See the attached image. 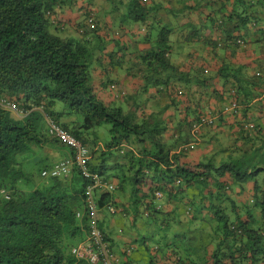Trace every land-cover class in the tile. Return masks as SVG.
Segmentation results:
<instances>
[{"label":"trees","instance_id":"16d2710c","mask_svg":"<svg viewBox=\"0 0 264 264\" xmlns=\"http://www.w3.org/2000/svg\"><path fill=\"white\" fill-rule=\"evenodd\" d=\"M96 65L126 67L139 84L121 92L110 78L99 90ZM202 116L213 121L194 131ZM48 119L113 185L93 194L104 243L100 219L121 211L158 222L163 235H149L170 263L264 264V175L245 185L264 171L253 160L264 149V0H0V264H77L72 250L88 240L91 180L75 162L43 174L74 160ZM231 146L241 154L227 160ZM245 190L254 196L238 200ZM192 223V251L188 234L164 230Z\"/></svg>","mask_w":264,"mask_h":264},{"label":"built area","instance_id":"2783aa9c","mask_svg":"<svg viewBox=\"0 0 264 264\" xmlns=\"http://www.w3.org/2000/svg\"><path fill=\"white\" fill-rule=\"evenodd\" d=\"M235 102L230 104L231 107H235ZM229 107H225L228 109ZM212 119L208 116H202L200 121L193 124V130H199V127L203 124H210ZM48 132L51 135L56 136L60 141L65 143L68 147L73 149V158L69 156L58 160L53 167L50 168V171H43V174L50 173L53 176L66 175L69 172L70 166L73 162L80 169L83 176L91 180V184L86 187L87 195V208L88 214L91 218V223L89 226V236L88 240L77 245L73 248V253L77 257V264H97L100 260V256L103 255V260L108 261V256L106 254L105 245L102 240L101 230L98 226V213L96 201L94 199V188L95 187H104L111 190L113 185L111 183H106L98 178L95 174L91 173L87 168V161L90 158V152L88 147L82 144L79 140L69 134L65 129L59 126L57 123L51 119L47 120ZM113 211V207H109ZM78 215V214H77ZM100 248L99 252L93 249V247Z\"/></svg>","mask_w":264,"mask_h":264},{"label":"crops","instance_id":"0c3cea01","mask_svg":"<svg viewBox=\"0 0 264 264\" xmlns=\"http://www.w3.org/2000/svg\"><path fill=\"white\" fill-rule=\"evenodd\" d=\"M128 41H130V38L127 37ZM112 44H109V49L111 48ZM104 66V65H103ZM125 66V65H123ZM106 67V69H109L106 73L105 70H103L100 66L96 65V68L93 71V80H94V85L95 87H97L99 90L102 87H99L100 84L104 81H107V79L113 78L115 79V81H117V83L119 82L120 85H125L127 87V84H130V86L128 87H132V86H138L139 81L133 77V75H130L129 71L126 70V67L123 68H114L111 67L109 65L104 66ZM130 72H132L130 70ZM109 76V77H107ZM104 91H101L99 94L103 95L105 97L109 96L108 93H106ZM108 92V91H107ZM222 125H219L217 128L219 131L223 130L221 129ZM207 131V129L205 130ZM68 149H66L67 151ZM101 217V216H100ZM102 216V218L100 219L101 221L104 222L103 224V230L102 232H104L106 234V242L109 244V246H111V251L113 252V254L118 258L120 254H116V252L114 251L113 245H111V242L114 237H117L118 240L124 242L127 245H123L121 248L122 252H127L126 254V259H121L120 263H126V264H137V262H140L139 260V253H135L133 252V250L135 248H137V246L142 247V245L144 247H147L146 244H138V240L140 237L143 238V242L144 240L148 239V233L150 232V230L152 228H147V224L146 221H144V216H137L135 218H132L131 214L128 213H114L112 215H108L106 217ZM150 236V235H149ZM151 238V237H150ZM157 237H154V239H156ZM157 241V240H155ZM158 242V241H157ZM154 256H156L157 254H159V256H161V251L159 249V247H156V250L154 251ZM143 256H141V258L143 259ZM163 257V256H162Z\"/></svg>","mask_w":264,"mask_h":264},{"label":"rangeland","instance_id":"374dc122","mask_svg":"<svg viewBox=\"0 0 264 264\" xmlns=\"http://www.w3.org/2000/svg\"><path fill=\"white\" fill-rule=\"evenodd\" d=\"M121 34H122V32H121ZM124 38L127 39L126 36H124ZM118 88H119L118 91H121V92L124 91L123 90L124 88H122V85H119ZM151 104H152V101L151 100H149V101L146 100L145 105H146L147 109H149V108L152 107L153 104L152 105ZM13 112H14V110H13ZM217 127H218V125H216L214 127V129H216ZM104 128H106V126H104ZM98 132H99V136L98 137H95L94 138V141H95V143L97 145H100L101 146L102 145V141H103V133L104 132L102 133L101 131H99L97 129L92 134L94 136H96V134H98ZM210 133L211 132H209L208 135H210ZM230 145H233V144H228V146H230ZM233 149H234V146L233 147L231 146L230 148H228V150H230V151H227V153L225 154L227 160H230L231 156L236 157V156H238V155L241 154L240 150L234 149L235 151H232ZM263 151H264V149H261L260 152H257V155H256V153H254V159L253 160H258V159H260L262 157V159L259 162V163L262 164L263 161H264V152ZM52 155L58 159V158L63 157V156H68V153L64 149L55 148L52 151ZM252 156H253V151H250L247 154L248 161L251 160ZM210 159H212L211 156L210 155L207 156V160H210ZM248 163H250V162H248ZM33 168L36 169V166H33ZM262 175H264V171H262V169H258V171L255 173V176H253L249 181L245 182V185H248V189L251 188V190H252L253 189V185L255 186V183H257L258 185L259 184L261 185L263 183V177H264V176L262 177ZM260 187H262V186H260ZM253 191H254V189H253ZM258 193H260V190H258ZM251 194L254 196V193L253 192L249 194L248 190L247 191L245 190V191H243L242 193L239 194L238 200H244L246 195H247V200H249V197H250ZM209 201H210V199L208 200L207 203H209ZM254 209H256V208H254ZM251 210H252L253 213H255L254 210H253V208H251ZM224 211L227 214L236 213V212H234V209L233 208H230L228 210L225 209ZM238 211L241 214L242 211L241 210H238ZM246 213H247V210H246ZM241 215L242 216H245L244 212H242ZM162 218H164V217H162ZM178 218H181L180 214L178 215ZM145 221H147L146 224L148 226H151V225L153 226V228L151 230H153L154 232H156L159 237H161L163 235V232L164 231L162 229H157V227L159 226L158 222L152 223V221H150L149 218H146ZM176 226L178 227L177 230L180 233V235H178L177 237H176V230L174 229V228H176ZM194 226L197 227L199 225L197 223H192L191 225H188V224H185V225L184 224H177V225H173V226L169 225V227L168 228L165 227L164 230L165 231H171V233L175 235L176 239L181 238V236H183V234H181V233H183V232H185L186 235L188 234L190 236V238H191L190 240H188V242H189L190 245H188V244L183 245V248L192 251L193 250L192 249L193 248V245L196 244V241L198 240L197 233H195L192 230V227H194ZM149 233L147 234L148 235V239L144 240V242H143L142 237H140L139 240H138V244L139 243L140 244H143L144 243V244L147 245V247H144L143 245H142V247L137 246V248H135L133 250V252L140 254L139 255L140 256L139 257V259H140L139 261L140 262H137V264H164V263L173 264V263H170V261L167 260V259H165L164 257L159 256L158 254L156 256H154L155 255L154 254V251L156 250V247L157 246H160V243H158L157 241H155V239L153 240V238H150ZM111 240H112L111 245H113L114 251L116 252V254H120L119 257H118V259L119 260L126 259V254H127L128 250L126 252H122L121 251V249H122L121 247L123 245H127V244H125L124 242L118 240L117 237H114ZM201 250L203 252L204 251V248H202ZM170 252H171V250H169V253ZM181 253H185V251H183ZM142 255H144L143 256V259L141 258Z\"/></svg>","mask_w":264,"mask_h":264},{"label":"clouds","instance_id":"9594fccd","mask_svg":"<svg viewBox=\"0 0 264 264\" xmlns=\"http://www.w3.org/2000/svg\"><path fill=\"white\" fill-rule=\"evenodd\" d=\"M212 121H213V119H212ZM93 193H94V191H93ZM112 211V210H111ZM112 212H114V209H113V211ZM97 213H98V209H97ZM98 218H100V214L98 213ZM98 226H99V224H98ZM100 228V227H99ZM101 230V229H100ZM102 234V233H101ZM104 243V242H103ZM106 244V241H105V243H104V245ZM112 255H110V257L112 258V259H114L115 258V260L117 261L118 260V258L113 254V253H111ZM105 262H106V260H104ZM99 262H100V260H99ZM98 262V263H99ZM108 262V264H110V262L109 261H107Z\"/></svg>","mask_w":264,"mask_h":264}]
</instances>
